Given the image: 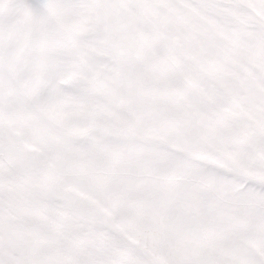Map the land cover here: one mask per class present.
<instances>
[{"label":"snow or ice","instance_id":"6c2138e0","mask_svg":"<svg viewBox=\"0 0 264 264\" xmlns=\"http://www.w3.org/2000/svg\"><path fill=\"white\" fill-rule=\"evenodd\" d=\"M25 109L0 264H264V0H0Z\"/></svg>","mask_w":264,"mask_h":264},{"label":"rangeland","instance_id":"374dc122","mask_svg":"<svg viewBox=\"0 0 264 264\" xmlns=\"http://www.w3.org/2000/svg\"><path fill=\"white\" fill-rule=\"evenodd\" d=\"M35 113L29 109L21 111L15 119L9 121V128L7 133L0 129V136L7 138L10 136L13 141L15 140H29L34 136L38 127L36 126ZM8 148L13 152V161L15 160V143L9 144Z\"/></svg>","mask_w":264,"mask_h":264}]
</instances>
